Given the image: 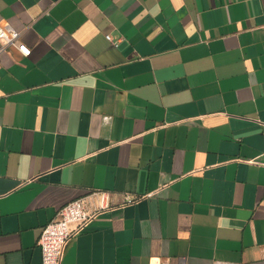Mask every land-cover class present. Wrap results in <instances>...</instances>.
Wrapping results in <instances>:
<instances>
[{
  "label": "crops",
  "instance_id": "obj_1",
  "mask_svg": "<svg viewBox=\"0 0 264 264\" xmlns=\"http://www.w3.org/2000/svg\"><path fill=\"white\" fill-rule=\"evenodd\" d=\"M0 264L92 191L62 264H264V0H0ZM112 37V41L107 39Z\"/></svg>",
  "mask_w": 264,
  "mask_h": 264
},
{
  "label": "built area",
  "instance_id": "obj_2",
  "mask_svg": "<svg viewBox=\"0 0 264 264\" xmlns=\"http://www.w3.org/2000/svg\"><path fill=\"white\" fill-rule=\"evenodd\" d=\"M107 39L112 41V37ZM16 47L28 57L31 50L21 42V33L5 20L0 22V56L9 47ZM114 208L108 192L92 191L62 207L56 217L42 229L38 246L42 264H62L69 241L85 231L99 216ZM150 264H170L168 260L153 259ZM176 264H188L185 257L177 258ZM224 264V263H218Z\"/></svg>",
  "mask_w": 264,
  "mask_h": 264
}]
</instances>
